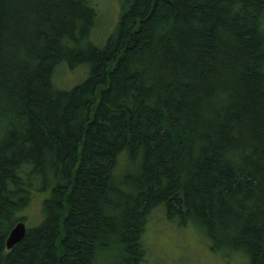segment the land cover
<instances>
[{
    "label": "trees",
    "instance_id": "1",
    "mask_svg": "<svg viewBox=\"0 0 264 264\" xmlns=\"http://www.w3.org/2000/svg\"><path fill=\"white\" fill-rule=\"evenodd\" d=\"M94 2L0 0V264H145L159 205L264 264V0H120L102 46Z\"/></svg>",
    "mask_w": 264,
    "mask_h": 264
},
{
    "label": "rangeland",
    "instance_id": "2",
    "mask_svg": "<svg viewBox=\"0 0 264 264\" xmlns=\"http://www.w3.org/2000/svg\"><path fill=\"white\" fill-rule=\"evenodd\" d=\"M97 18L89 39L102 46L112 32L120 13V0H95ZM88 74L87 65L73 68L61 64L53 75L57 88L69 90L82 82ZM40 197L35 196L24 212L26 227L40 220ZM145 247V264H246L240 253L224 254L210 250L202 229L193 223L180 225L176 219H168L163 205L153 208L142 235Z\"/></svg>",
    "mask_w": 264,
    "mask_h": 264
},
{
    "label": "water",
    "instance_id": "3",
    "mask_svg": "<svg viewBox=\"0 0 264 264\" xmlns=\"http://www.w3.org/2000/svg\"><path fill=\"white\" fill-rule=\"evenodd\" d=\"M25 231H26V226L24 222L19 221L16 224H14L13 227L10 229L5 241L6 249L7 250L11 249L15 244L21 241L25 235Z\"/></svg>",
    "mask_w": 264,
    "mask_h": 264
}]
</instances>
